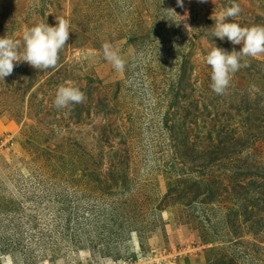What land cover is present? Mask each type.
I'll return each instance as SVG.
<instances>
[{"label": "rangeland", "instance_id": "rangeland-1", "mask_svg": "<svg viewBox=\"0 0 264 264\" xmlns=\"http://www.w3.org/2000/svg\"><path fill=\"white\" fill-rule=\"evenodd\" d=\"M232 3L234 22L264 25V0H0V37L70 22L56 66L14 62L0 80V264H264V188L249 186L264 180V54L224 94L204 59L213 42L240 49L212 36ZM69 81L86 99L58 109Z\"/></svg>", "mask_w": 264, "mask_h": 264}, {"label": "clouds", "instance_id": "clouds-1", "mask_svg": "<svg viewBox=\"0 0 264 264\" xmlns=\"http://www.w3.org/2000/svg\"><path fill=\"white\" fill-rule=\"evenodd\" d=\"M177 4L183 7V0H177ZM170 11L178 17H183V21L187 17V12L184 16H180L173 9ZM240 11V6L232 3L214 19L212 36L220 40L227 38L233 45H240L238 51L235 48L228 51L216 46L213 42L204 58L206 64L211 68L210 87L217 94L225 93L232 74L242 67L241 60L244 57L254 58L264 54V25L241 26L234 22L233 18L238 16ZM55 21L54 25H50L46 20H41L31 27H26L21 38L22 51L21 40L13 39L7 34L0 37V80H4L6 76L12 74L15 67L14 62H26L37 70H45L57 65L60 51L68 44L70 22L63 16L56 17ZM184 26L186 30L191 28L187 24ZM102 49L104 58L117 71H122L125 60L119 51L109 43L103 44ZM85 99V93L69 81L59 85L53 103L56 108L62 109L83 103Z\"/></svg>", "mask_w": 264, "mask_h": 264}, {"label": "trees", "instance_id": "trees-1", "mask_svg": "<svg viewBox=\"0 0 264 264\" xmlns=\"http://www.w3.org/2000/svg\"><path fill=\"white\" fill-rule=\"evenodd\" d=\"M101 127H103V130H102V132L99 133V138H100L99 142H100V144H102V142H106L107 138H108V135H109L107 131H104L105 130V128H104L105 126H101ZM232 135H233L232 133L231 134L230 133H228V134L219 133L218 137L219 138H223L222 142H226V141H230L231 140V137H233ZM238 143H239V141H238ZM236 145H237L236 142L231 143V146L228 145V146H224V147H222L220 144H213L211 146L210 150H209V154L211 155V159L208 162H206V166L208 167V166H211V165L215 164V162L217 161L215 156L220 154V153L226 154V152H228V151H229V153L230 152L233 153L235 151V149H237ZM100 146H102V145H100ZM101 150H104V148L101 147ZM119 152H120V150H119ZM109 153H111V152H108V155H109ZM109 156H111L112 159H113L112 160L113 165H112V171H111L112 174H123L124 171L122 170L123 171L122 172L121 169L119 168V166H123V165H121V162H120L123 159V155L121 154V152L118 153V151H114L113 154L112 155L110 154ZM116 162H118L119 164H117ZM202 165H204V164H202ZM196 183H197V185L200 184L197 181H196ZM204 183H205L204 186L208 185L207 182H204ZM249 186L254 188V191H256L257 189H258V191H262L263 188H264V180L262 181V178H261L260 182L259 181H253V183L250 182ZM209 190L211 191L210 188H209ZM258 194H259V192L257 193L256 197H258ZM244 198H245V200L250 201L249 198H246V197H244ZM261 199H264V195H262V196H260L258 198V202ZM256 202H257V198H256ZM256 202H255V205L258 203V202L257 203ZM200 203H203V201H200ZM65 209H67V208H65ZM66 228L68 229V227H66ZM226 259H227L226 262L223 261V260L219 261L218 259H214V260L209 261L208 264H234V262H235V260L233 258H230V257L227 258L226 257ZM257 263H258V260H257ZM88 264H92V263L88 262ZM236 264H242V263L236 261Z\"/></svg>", "mask_w": 264, "mask_h": 264}]
</instances>
